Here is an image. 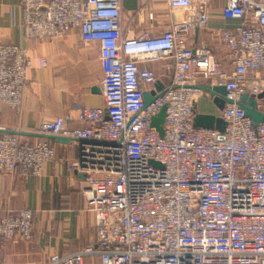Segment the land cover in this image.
Returning <instances> with one entry per match:
<instances>
[{
	"label": "built area",
	"instance_id": "1",
	"mask_svg": "<svg viewBox=\"0 0 264 264\" xmlns=\"http://www.w3.org/2000/svg\"><path fill=\"white\" fill-rule=\"evenodd\" d=\"M164 1L171 25L151 36L123 32L120 0H20L23 40L78 29L82 42L98 44L102 70L103 107L42 121L35 131L78 146L68 170L82 175L102 248L52 254L44 264H84L92 255L101 264H264V0L225 1L222 17L241 21L214 34L226 65L208 47L188 43L207 25L208 0H200L201 10L194 0ZM168 59L171 82L157 88L156 71L140 64ZM30 66L22 45L0 44V104L20 111ZM218 87L225 104L214 115L224 131L195 127L198 101L213 100ZM248 100L260 122L245 113ZM162 109L159 133L151 124ZM74 121L85 127L70 129ZM54 156L43 139L0 135V175L39 177ZM33 221L28 209L0 215V253L11 240H30Z\"/></svg>",
	"mask_w": 264,
	"mask_h": 264
},
{
	"label": "crops",
	"instance_id": "2",
	"mask_svg": "<svg viewBox=\"0 0 264 264\" xmlns=\"http://www.w3.org/2000/svg\"><path fill=\"white\" fill-rule=\"evenodd\" d=\"M226 0H208V22L204 29H195L189 37L192 47L206 46L217 60L228 63L227 50L214 34L241 26L238 19H224L221 15ZM200 0L194 7L201 10ZM121 28L136 35L148 31L156 36L167 30L172 15L164 0H120ZM183 20L184 11L174 12ZM152 14L150 23L147 16ZM20 0H0V44L22 45L27 50L31 66L27 72L21 107L15 112L0 104V135L18 133L21 139H43L54 149V159L47 163L41 176L21 174L0 175V215L24 209L34 213L31 238L11 240L0 253V264H44L52 254H68L86 247L99 251L94 216L86 208L83 198L82 175L69 171L77 160L76 145L54 137L35 133L42 121L71 114L75 117L82 108H100L104 101L100 82L102 70L97 43H84L79 30L73 29L65 37L53 40H23ZM45 64L39 66L38 61ZM140 67L155 70L157 88L167 86L173 75V61L143 62ZM212 102L204 108L200 102ZM213 100L201 98L196 114H217ZM70 129H82L84 124L70 122ZM84 264H101L98 255L84 258Z\"/></svg>",
	"mask_w": 264,
	"mask_h": 264
},
{
	"label": "water",
	"instance_id": "3",
	"mask_svg": "<svg viewBox=\"0 0 264 264\" xmlns=\"http://www.w3.org/2000/svg\"><path fill=\"white\" fill-rule=\"evenodd\" d=\"M210 92L208 88L205 89ZM217 96L213 99L214 104L217 106L219 110L224 107L225 100L223 99L224 88L218 87L213 90ZM146 103L150 102V98L148 95H145ZM255 103L251 100L247 101L246 106H243L245 113L252 118L254 123L260 122L262 120V116L254 112ZM164 119V109L160 110V112L153 118L152 127H154L159 133H161V125ZM193 124L195 127L203 128V129H216L218 131H224L225 122L215 115L212 114H195L193 118ZM63 140V139H61ZM65 141V140H63ZM67 142V141H65ZM153 165H157V163L151 162Z\"/></svg>",
	"mask_w": 264,
	"mask_h": 264
},
{
	"label": "rangeland",
	"instance_id": "4",
	"mask_svg": "<svg viewBox=\"0 0 264 264\" xmlns=\"http://www.w3.org/2000/svg\"><path fill=\"white\" fill-rule=\"evenodd\" d=\"M247 99V96H243L242 100L243 102H245ZM201 106L204 108H209L212 107V102H210L209 100L204 99L203 102H200Z\"/></svg>",
	"mask_w": 264,
	"mask_h": 264
}]
</instances>
